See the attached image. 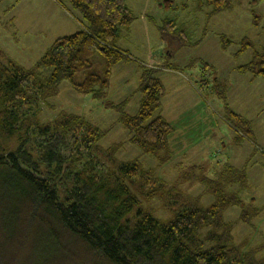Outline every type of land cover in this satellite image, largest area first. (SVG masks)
Instances as JSON below:
<instances>
[{"label":"trees","instance_id":"16d2710c","mask_svg":"<svg viewBox=\"0 0 264 264\" xmlns=\"http://www.w3.org/2000/svg\"><path fill=\"white\" fill-rule=\"evenodd\" d=\"M66 1L82 16L80 32L56 39L31 69L0 54V264H264L246 244L235 245L232 228L221 219L227 208L241 205L228 189L245 186L244 171L225 165L217 182L187 177L213 196L203 207L199 198L153 178L138 160L117 162L123 144L101 149L105 132L81 117L59 113L40 121L42 106L63 81L103 101L113 67L131 60L117 48L136 19L125 0ZM186 1L210 8L209 15L231 7L230 0ZM95 52L106 60L103 76L74 84ZM239 71L264 79V50ZM154 73L141 68L139 109L134 116L120 113L118 123L130 145L164 165L171 160L172 128L159 117L152 120L164 94ZM227 119L252 135L241 116L228 111ZM155 202L174 216L156 219L148 208Z\"/></svg>","mask_w":264,"mask_h":264},{"label":"rangeland","instance_id":"374dc122","mask_svg":"<svg viewBox=\"0 0 264 264\" xmlns=\"http://www.w3.org/2000/svg\"><path fill=\"white\" fill-rule=\"evenodd\" d=\"M54 1L71 10L66 0ZM230 1V9L209 15L210 8L186 0H125L136 19L122 31L117 48L131 60L113 67L104 100L76 92L65 80L57 95L42 106L39 119L50 122L59 113L81 117L105 132L101 149L123 144L114 156L117 162L138 160L153 178L182 196L199 198L203 207L213 203V196L187 177L217 182L214 173L225 164L244 171L245 186L236 183L228 189L241 205L227 208L221 219L232 228L235 245L246 244L260 258L264 257V113L250 121V136L232 128L227 115L229 111L254 118L252 108H264V79L239 71L264 50V0ZM47 4L46 0H0V54L24 69H31L53 44L54 36L45 29ZM69 31L65 35L73 34ZM90 64L74 76V84H82L89 75L103 76L106 60L100 53L92 55ZM168 67L194 83L200 103L164 107L165 98L173 104L185 94L181 86L169 85L170 72H161ZM141 68L152 69L153 76L163 80L162 108L152 120L159 117L172 128L167 140L171 160L164 165L130 145L127 130L118 123L120 113L134 116L139 109ZM251 76L257 81L252 82ZM104 101L125 104L109 108ZM148 208L163 222L174 216L156 202ZM245 216L246 222L241 219Z\"/></svg>","mask_w":264,"mask_h":264},{"label":"crops","instance_id":"0c3cea01","mask_svg":"<svg viewBox=\"0 0 264 264\" xmlns=\"http://www.w3.org/2000/svg\"><path fill=\"white\" fill-rule=\"evenodd\" d=\"M47 1V11L44 13L45 18H46V26L45 29H47V32L50 35L54 36V41L56 39L66 37L69 35H65L67 31H71L73 34L78 33L81 31V26H80V21L82 19L81 14H78L77 12H74L71 7V10H68L65 6L61 7L58 5L54 0H46ZM127 6V5H126ZM69 7V6H68ZM73 15H72V13ZM146 23H148L145 20ZM131 26V25H130ZM69 31V32H70ZM70 34V35H73ZM122 35V33H121ZM53 41V42H54ZM38 43V42H37ZM52 45V44H51ZM36 47V44L33 45ZM5 57H8L4 55ZM169 68V67H168ZM166 69V70H161V72L169 71V74H166L167 81L169 82V85L172 87L174 86H181L184 89L185 94H182L183 98L181 96H178L175 100H173V104L169 101V99L165 98L166 103L164 107H170V108H189V106H193L196 101L197 104L200 103L199 96L196 92V88H194V83L188 80L184 75L178 74L177 71L172 68V69ZM161 83L162 79L157 78ZM252 82L257 81V79L252 78ZM139 82H140V77H139ZM179 88V87H178ZM178 91V90H177ZM188 98H190L191 102H188ZM160 108H162V105L160 103ZM252 111H254L255 117H245L243 113H237L239 116L242 118H246L245 120H248L249 122H254V120L259 119L260 115L264 113V108H252ZM235 113L237 111H234ZM236 114V115H237ZM228 165V164H225ZM223 165V166H225ZM223 166H220L217 171H215L214 174H218L220 172L221 168ZM229 166V165H228ZM230 167H233L230 165ZM234 169H237L233 167ZM238 170V169H237Z\"/></svg>","mask_w":264,"mask_h":264}]
</instances>
